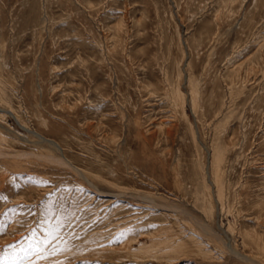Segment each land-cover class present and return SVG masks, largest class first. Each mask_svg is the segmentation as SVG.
Masks as SVG:
<instances>
[{
	"label": "rangeland",
	"instance_id": "rangeland-1",
	"mask_svg": "<svg viewBox=\"0 0 264 264\" xmlns=\"http://www.w3.org/2000/svg\"><path fill=\"white\" fill-rule=\"evenodd\" d=\"M0 264H264V0H0Z\"/></svg>",
	"mask_w": 264,
	"mask_h": 264
},
{
	"label": "bare ground",
	"instance_id": "bare-ground-1",
	"mask_svg": "<svg viewBox=\"0 0 264 264\" xmlns=\"http://www.w3.org/2000/svg\"><path fill=\"white\" fill-rule=\"evenodd\" d=\"M54 156H55V155H54ZM55 158H56V157H55ZM57 160H58V161L60 160L61 162H65L64 159H62V158H60V159L58 158ZM65 163H66V162H65ZM65 163H64V164H65ZM67 164H68V163H67ZM219 195H220V194H219ZM220 196H221V195H220ZM220 196H219V198H220ZM221 198H222V197H221ZM221 200H222V199H221ZM221 203H222V202H221Z\"/></svg>",
	"mask_w": 264,
	"mask_h": 264
},
{
	"label": "snow or ice",
	"instance_id": "snow-or-ice-1",
	"mask_svg": "<svg viewBox=\"0 0 264 264\" xmlns=\"http://www.w3.org/2000/svg\"><path fill=\"white\" fill-rule=\"evenodd\" d=\"M46 242V241H45Z\"/></svg>",
	"mask_w": 264,
	"mask_h": 264
}]
</instances>
